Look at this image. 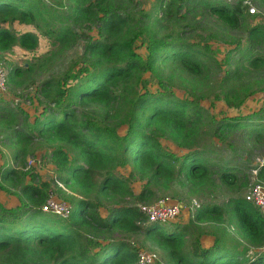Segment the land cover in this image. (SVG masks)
<instances>
[{
  "label": "trees",
  "instance_id": "16d2710c",
  "mask_svg": "<svg viewBox=\"0 0 264 264\" xmlns=\"http://www.w3.org/2000/svg\"><path fill=\"white\" fill-rule=\"evenodd\" d=\"M257 1L264 7V0ZM67 2L68 12L56 15L46 0H0V54L15 47L33 51L39 45L35 32H18L15 24L32 26L61 49L77 41L71 24L95 27L98 35L89 37L82 52L84 60L74 67L72 75L40 84L39 94L53 105L49 109L52 113L45 111L26 128H18L17 113L0 105V124L12 127L15 162L26 159L35 138L67 144L74 150L73 157L62 147L56 148L54 154L63 171L62 180L79 197L73 201L67 218L58 217L69 220L65 225L45 222L49 215L40 211V205L46 197L47 183H36L33 174V179L24 182L30 174L19 168L0 170L1 180L16 183L14 186L20 187L29 204L25 208H6L0 203V264H139V249L126 238L131 233H141L157 243L173 264H218L221 258V264H264V252L246 255L249 246L264 244V217L244 196H232L224 205L202 203L195 209L191 221L210 223L216 231L210 247L197 241L190 254L182 250L185 227L168 228L160 222H150L137 206L154 200L158 190H169L179 179L189 195L210 186L215 173L231 191L239 193L246 185L248 179L241 169L210 164L206 156L209 151L202 148L205 112L199 98L175 96L170 84L160 76L168 70L170 78L178 75L182 84L195 89V84L207 79L212 65L222 67L227 62L214 58L207 43L188 41L181 32L167 38L151 29L136 30L109 0ZM198 7L230 28L241 27L245 13L257 15L248 14L241 1L159 3L164 19L181 18L182 12L184 15ZM247 33L249 41L264 42L262 23L248 26ZM138 38L145 45V55L135 50ZM249 63L254 69L260 68L264 58L254 57ZM26 70L30 68L26 66L21 71L9 67L8 80L19 85L17 75ZM241 75L238 69L228 71L224 80L239 83ZM149 83L162 90L149 91ZM236 93L231 89L229 94L234 97ZM89 103L103 107L102 122L92 116L78 118L77 104ZM104 120L115 121L114 126L104 124ZM260 125L253 117L243 116L216 121L215 132L225 135L249 127L257 136ZM162 139L182 148V155L172 153ZM257 179L264 182V166L257 170ZM134 180L141 182L138 193L132 189ZM101 206L107 208L106 213L101 212ZM28 218L32 222L27 231L3 235L14 223H26ZM229 229L239 235L244 249H228L222 231L228 233Z\"/></svg>",
  "mask_w": 264,
  "mask_h": 264
},
{
  "label": "rangeland",
  "instance_id": "374dc122",
  "mask_svg": "<svg viewBox=\"0 0 264 264\" xmlns=\"http://www.w3.org/2000/svg\"><path fill=\"white\" fill-rule=\"evenodd\" d=\"M109 1L115 9L128 17L136 30L145 31L151 29L155 34L167 38H175L181 32L182 36L188 39V41H199L202 44L207 43L208 51L214 58L219 62L223 60L227 62L222 67L212 65L207 79L203 83L195 84V89L188 88L182 84L183 80L178 75L170 78L168 70H163L160 74L166 80L165 82H168L167 85L170 84L175 96L182 99L187 97L199 98V103L205 112V131L202 148L205 147L209 151V154L206 156H208L210 164L216 167L232 166L239 168L246 174L248 179L246 185L238 193L231 191L223 185L215 173L213 175L214 182L194 195H189L186 192L187 190L182 187L179 179L169 190H158V195L154 200L140 202L142 204H151L159 199L168 198L185 205L186 208L181 211L174 221L162 223L161 225L168 228L177 227L179 229L185 227L182 250L185 254H190L193 245L197 241L200 244H203L206 240L209 241V239L211 242L214 241L215 235L213 234L216 231V226L210 223L191 221V207L195 203L224 205L228 198L232 196H244L249 187L255 183L254 170H258L264 166V65L254 69L249 63L250 59L254 57L260 56L264 58V42L262 44H255L249 41L247 33L248 26L251 27L264 20V7L257 0H248L250 7L256 10L255 14L257 15L251 17L245 13L241 27L230 28L222 24L215 16L209 14L208 11L201 10V7H198L195 11H186L184 15L182 12L181 18L164 19L161 17L159 9L161 0ZM230 1L229 3L231 4L236 2L235 0ZM46 2L55 9L54 14L56 15L65 14L69 10L70 4L67 0H55L52 2L46 0ZM71 26L77 34V41L72 43L67 49L57 47L51 39L41 35L30 25L20 24L14 26L18 32L33 31L39 38V45L33 51L16 47L6 54H0V63L6 71L11 66L18 67L21 71L26 66L30 68V70L17 75V80H20L19 85L9 81L7 74V91L0 100V105H5L17 113L16 120L18 125L16 127L26 128L27 124L31 123L35 118L40 117L50 108H54L50 101L45 100L39 94L40 84L48 79L60 80L65 75H72L77 68L74 69V67L84 60L82 52L86 42L90 38L98 37L95 27L89 29L84 25L76 27L71 24ZM141 41L140 38L135 40V50L145 55V45ZM237 69L242 73L239 83L233 82L234 80H224L226 72ZM169 79L171 80L169 81ZM147 89L149 91L162 90L158 89L157 85L153 83H149ZM231 89L237 91L234 97H231L229 94ZM140 91L142 92L143 88H140ZM49 112L52 113V110H49ZM76 113L78 118L92 116L101 121L104 109L91 103L77 104ZM3 114L6 113L3 111ZM118 115L121 118L122 112ZM243 116H251L253 120L261 124L259 126L261 128L260 135L256 136L255 131H250L249 127H242L225 135H219L215 132L216 121L238 119ZM2 118L0 116V122ZM103 123L112 127L115 121L104 120ZM120 130H123V127ZM162 142L175 155H182L183 149L173 142L167 139H162ZM58 147H62L69 156L73 157L74 150L69 145L49 141L46 138H35L31 143L26 159L23 162L17 163L13 158L15 147L12 127L0 124V170L5 167L19 168L21 171L30 174L26 175L24 182L33 179V175L36 176H34L36 183L43 182L49 176L45 172L50 167L63 176V171L58 167L54 154V150ZM28 159H31L33 164L27 168ZM259 182L263 181L259 180ZM15 184L3 181L0 178V203L6 208H14L19 205L25 208L26 206L24 205H29L27 199L20 191V187L14 186ZM131 185L135 193L140 191L141 182L134 180ZM62 193L63 198L71 205L72 209L73 201L79 197L67 187ZM106 211L107 208L101 206V212L104 214ZM38 220L42 221L44 219L39 217ZM44 221L48 223L52 221L59 226H63L69 222L68 219H59L54 215H49ZM25 222L19 223L17 221L3 235L15 234L18 230L27 231L32 219L28 218ZM230 230V233L222 231L223 239H225L228 249H234L235 251L244 249L245 243L242 240L239 241V235ZM120 236L118 235V237ZM126 238L139 250L155 253L156 260L153 264H173L167 251L163 250L157 243L146 239L143 234L131 233ZM248 251L246 255L251 256ZM217 253H221V251ZM219 260L218 264H221L222 260L224 261L222 258Z\"/></svg>",
  "mask_w": 264,
  "mask_h": 264
},
{
  "label": "built area",
  "instance_id": "2783aa9c",
  "mask_svg": "<svg viewBox=\"0 0 264 264\" xmlns=\"http://www.w3.org/2000/svg\"><path fill=\"white\" fill-rule=\"evenodd\" d=\"M226 3L230 0H223ZM241 1L243 5L247 6V10L251 15L255 14L256 10L250 7L248 0H235ZM264 28V20L261 22ZM7 91V71L0 63V100L4 97ZM33 164L31 159L27 160L26 167L28 168ZM45 174H48V178L43 182L47 183L46 197L43 203L40 205V211L47 215H54L60 218H67L71 213V205L68 204L63 198L62 191L66 190V184L62 180L61 175L54 168H47ZM255 183L249 187L244 195L245 200L251 202L264 217V182H259L257 179V170H254ZM45 176V175H43ZM200 204L195 203L191 207V213L199 207ZM139 210L146 216L150 222L168 223L174 221L177 216L186 207L184 204L169 200L168 198H162L151 204L137 203ZM257 252H264V244L262 246H251L248 253L253 255ZM137 261L139 264H153L156 260V254L153 252H147L139 250L137 254Z\"/></svg>",
  "mask_w": 264,
  "mask_h": 264
},
{
  "label": "crops",
  "instance_id": "0c3cea01",
  "mask_svg": "<svg viewBox=\"0 0 264 264\" xmlns=\"http://www.w3.org/2000/svg\"><path fill=\"white\" fill-rule=\"evenodd\" d=\"M15 25H18V24H15ZM15 25H14V26H15ZM15 48H16V47H15ZM203 242H204V241H203ZM212 242H213V241H212ZM212 242H211L210 239H209V241L206 240V242H204V243L201 244V245H202L203 247H210V246L212 245V244H211ZM210 244H211V245H210Z\"/></svg>",
  "mask_w": 264,
  "mask_h": 264
}]
</instances>
